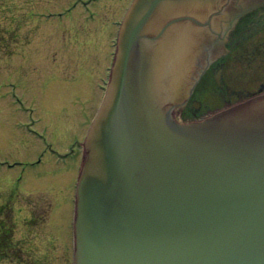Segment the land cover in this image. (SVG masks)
<instances>
[{
	"label": "water",
	"instance_id": "1",
	"mask_svg": "<svg viewBox=\"0 0 264 264\" xmlns=\"http://www.w3.org/2000/svg\"><path fill=\"white\" fill-rule=\"evenodd\" d=\"M227 3L235 4L133 2L85 143L75 264H264V93L204 121L180 123L171 93L175 74L176 84L182 76L170 68L181 65L177 56L192 63L194 52L183 42L160 43L180 22L204 28L179 13Z\"/></svg>",
	"mask_w": 264,
	"mask_h": 264
},
{
	"label": "rangeland",
	"instance_id": "2",
	"mask_svg": "<svg viewBox=\"0 0 264 264\" xmlns=\"http://www.w3.org/2000/svg\"><path fill=\"white\" fill-rule=\"evenodd\" d=\"M129 1L0 0V220L21 245L0 264H73L79 145Z\"/></svg>",
	"mask_w": 264,
	"mask_h": 264
},
{
	"label": "flooded vegetation",
	"instance_id": "3",
	"mask_svg": "<svg viewBox=\"0 0 264 264\" xmlns=\"http://www.w3.org/2000/svg\"><path fill=\"white\" fill-rule=\"evenodd\" d=\"M245 1L230 0L234 6L227 3L216 10L181 12L180 17L197 19L204 28L194 21H184L179 23L180 32L179 27L173 26L160 37L162 49L179 39L191 48L194 43L197 66L191 69L188 82L185 80L171 95L179 120H203L264 92V0H255L254 9L239 15L238 4ZM206 64L208 67L189 98L186 90Z\"/></svg>",
	"mask_w": 264,
	"mask_h": 264
},
{
	"label": "trees",
	"instance_id": "4",
	"mask_svg": "<svg viewBox=\"0 0 264 264\" xmlns=\"http://www.w3.org/2000/svg\"><path fill=\"white\" fill-rule=\"evenodd\" d=\"M0 37H2V35H0ZM5 45L8 46V44L2 43V46H5ZM12 234H13L12 230L1 219L0 220V259H13V257L10 256V251L14 250L16 252L18 249L21 248V245H17L16 242L10 239V235Z\"/></svg>",
	"mask_w": 264,
	"mask_h": 264
},
{
	"label": "bare ground",
	"instance_id": "5",
	"mask_svg": "<svg viewBox=\"0 0 264 264\" xmlns=\"http://www.w3.org/2000/svg\"><path fill=\"white\" fill-rule=\"evenodd\" d=\"M120 2L123 1V0H119ZM118 5V4H117ZM117 7V6H116ZM102 40H103V49L105 50L106 52V49L108 47V43H107V40L105 39V34L102 36ZM93 45H89V47H92Z\"/></svg>",
	"mask_w": 264,
	"mask_h": 264
}]
</instances>
